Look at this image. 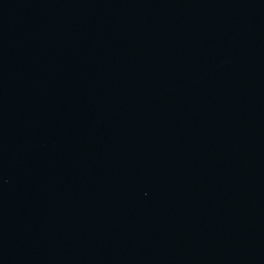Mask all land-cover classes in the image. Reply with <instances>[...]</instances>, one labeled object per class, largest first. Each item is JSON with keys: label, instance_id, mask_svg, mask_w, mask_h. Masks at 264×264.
Masks as SVG:
<instances>
[{"label": "water", "instance_id": "95a60500", "mask_svg": "<svg viewBox=\"0 0 264 264\" xmlns=\"http://www.w3.org/2000/svg\"><path fill=\"white\" fill-rule=\"evenodd\" d=\"M0 264H264V0H0Z\"/></svg>", "mask_w": 264, "mask_h": 264}]
</instances>
